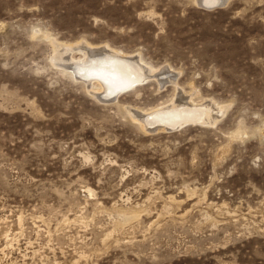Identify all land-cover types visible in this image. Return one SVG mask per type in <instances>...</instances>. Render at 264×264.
<instances>
[{"label": "rangeland", "instance_id": "374dc122", "mask_svg": "<svg viewBox=\"0 0 264 264\" xmlns=\"http://www.w3.org/2000/svg\"><path fill=\"white\" fill-rule=\"evenodd\" d=\"M226 4L0 0V264H264V0ZM60 41L151 77L105 101ZM173 86L213 120L142 129Z\"/></svg>", "mask_w": 264, "mask_h": 264}, {"label": "bare ground", "instance_id": "6f19581e", "mask_svg": "<svg viewBox=\"0 0 264 264\" xmlns=\"http://www.w3.org/2000/svg\"><path fill=\"white\" fill-rule=\"evenodd\" d=\"M197 2H198V0H197ZM199 3L205 4L208 7H216V5L223 4V3H217V0H199ZM217 8H219V6ZM83 43H85V42H83ZM78 44H80V41ZM85 45H86V43H85ZM54 46L56 48L55 49L56 51L54 50L56 53L54 52L55 54L52 57L54 64L58 65V67L61 66L62 70L69 72L73 76L77 77L76 73H79L83 77H87L88 79L90 78L91 81H94L93 82L94 86L98 87L97 92L101 88L103 89V91L101 90L102 93L100 92V94H102V97L101 96H99V97H101L102 99L104 97V100L108 99L110 97L113 98V96L117 97L121 92L130 90V89L142 84L143 82L147 81L151 77V75L148 74V70L145 69L146 66L144 67L142 65L145 63L141 62L142 63L141 64L139 62L140 60L138 61V60L132 59L135 55L131 58V57L127 56L126 54H124L123 52L121 53L118 50L108 49L106 47L105 48L102 47V48H98V49H96V48H89L88 49V46H87V48H85L84 46H79V47H77L76 50H78V51L80 50V52L83 51V52H81L82 55H80L79 58H76L73 55V57L70 56V58L72 57V59H69V58H66V55H71L72 53L70 54V52L75 50L73 44L61 43V41H60L59 44H54ZM75 46H77V45H75ZM137 55H136V57H138ZM148 68L149 67H147V69ZM159 69H161V68H159ZM163 69H161V71H163ZM156 70H157V68H156ZM149 71L151 72V71H153V69L150 68ZM168 71H170V69ZM170 72H173V70ZM175 76H176V74H175ZM77 79H79V78H77ZM169 81H171V78ZM157 82H158V80H157ZM159 82H160V80H159ZM84 83H88V82H84ZM89 83H88V85L91 86V84H89ZM175 83H177V82H175ZM88 88H89V86H88ZM88 88H87V90H88ZM193 88H194V86H193ZM193 88L191 89L190 92H188V94L189 93L190 94L186 95V96H183L182 95L183 93L180 92L179 89L175 88L176 90H178L180 92V94L181 93L182 94L180 96H178V95L173 96L172 95L174 98H172V97L170 98L171 102H168L169 104L165 103L166 105L160 104V106H156L154 108L152 107L151 109L148 110V112L143 113V114L142 113L136 114L134 112L132 113L131 110H133L134 108L131 109V107H130L131 110L129 111V113L132 115L133 118H135V120L137 119L138 121H140V123H141L140 126H142V129H143V126L145 128H147L146 126L149 125L150 130L152 127L163 128V130L164 129H171L172 130V128H177L178 126L183 125L185 123L187 124V123H193V122L202 123V124L203 123L205 124L206 122L210 123L214 117L212 115V112H214L216 109L213 107H210L207 104L205 106L202 103L195 102L194 94L196 93V91L194 93L195 88L194 89ZM175 89H173V90H175ZM92 91L93 90H91L90 92L88 91V93H91ZM94 92L96 93V91H94ZM173 94H176V92ZM92 95H93V93H92ZM196 95H198V94H195V96ZM94 96H95V94H94ZM105 101H107V100H105ZM210 102L212 103V101H209V103ZM214 106H217L216 103ZM223 110H222V107L219 108V111H223ZM140 111H142V110H140ZM140 111L138 110V112H140ZM217 113L218 112H216V114ZM157 131H159V130H157ZM148 132H149V130H148Z\"/></svg>", "mask_w": 264, "mask_h": 264}, {"label": "clouds", "instance_id": "9594fccd", "mask_svg": "<svg viewBox=\"0 0 264 264\" xmlns=\"http://www.w3.org/2000/svg\"><path fill=\"white\" fill-rule=\"evenodd\" d=\"M217 3H223L225 7L227 6L226 0H217Z\"/></svg>", "mask_w": 264, "mask_h": 264}, {"label": "water", "instance_id": "95a60500", "mask_svg": "<svg viewBox=\"0 0 264 264\" xmlns=\"http://www.w3.org/2000/svg\"><path fill=\"white\" fill-rule=\"evenodd\" d=\"M201 4V3H200ZM202 7H205V8H213V7H208L206 6L205 4H201ZM217 6V5H216Z\"/></svg>", "mask_w": 264, "mask_h": 264}]
</instances>
